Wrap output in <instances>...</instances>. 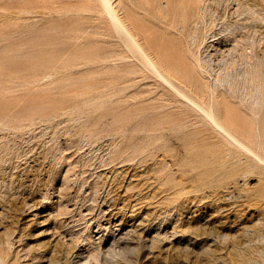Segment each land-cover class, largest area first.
<instances>
[{
    "label": "rangeland",
    "instance_id": "obj_1",
    "mask_svg": "<svg viewBox=\"0 0 264 264\" xmlns=\"http://www.w3.org/2000/svg\"><path fill=\"white\" fill-rule=\"evenodd\" d=\"M111 2L122 17L132 4L141 43L169 47L152 56L177 57V83L264 157V0ZM167 10L180 25H158ZM256 61L259 106L243 75L218 81ZM226 141L103 0H0V264H264V163Z\"/></svg>",
    "mask_w": 264,
    "mask_h": 264
},
{
    "label": "bare ground",
    "instance_id": "obj_2",
    "mask_svg": "<svg viewBox=\"0 0 264 264\" xmlns=\"http://www.w3.org/2000/svg\"><path fill=\"white\" fill-rule=\"evenodd\" d=\"M103 3L119 35H122V38L126 40V44L128 47L134 48V50L138 54H140V57L144 61L145 66L147 68H149L157 77L162 79L164 83L166 84V86H168L174 94L176 95L178 94L188 104H190L191 106L195 107L196 109L204 113L208 122H210V124L214 127V129H216L217 132L221 134L222 137L227 140L226 142H229L232 147H234L237 151H240V152L246 151L247 153L255 156L258 163H261V162L264 163V157L261 156L260 153L254 151V149L251 146H248L243 141H241L238 135L231 128L226 126V124H224L221 121L219 114H217V111H216V108H217L216 104L214 105L213 101H212V104H210V106L205 105L204 102H201L196 96L189 93L185 89V87L177 83V79H175L176 77L175 78L172 77L173 75H177V57L170 59L169 57L157 58V57L152 56L154 54L153 50L157 52H163L169 48L168 46L162 45V46H159L158 48H154V40H150L149 44L147 45L146 43H141L140 39L142 38L143 35L140 32L141 30L140 31L138 30L140 27L138 28L136 25H133V22H132L133 21L131 17L132 4L128 3L125 10L123 9L124 17H122L121 14H119V12L113 6L111 0H103ZM194 3L196 4V2ZM168 6H169V3H168ZM196 8L197 7L193 4V1H188L187 5L185 6V9H183L180 14L183 18H187V16L190 13L191 14L194 13ZM168 14H169L168 10L164 12V16L159 18L158 25L162 27H166V28L171 25H174V26L180 25L178 22L177 16H175V18L170 19L167 17ZM247 20L248 19L244 21H247ZM184 23L185 21L183 22V24ZM184 25L183 27L185 28ZM235 37L238 40L236 48L239 53V59L246 60L248 63V59H252L253 57L252 56L253 49L251 50V52H248V47H249L248 45H251V44L246 40L247 33L242 32V31H237L235 32ZM254 52H255L254 54L256 55V57L259 59L260 53L257 50H255ZM249 64H250V67L246 71L244 72L237 71V73H234L232 75L227 73L226 75L219 78L218 81L225 80L230 87L234 88V87H237L236 83L237 81H239L237 80L238 78L237 75H240V74L243 75L244 83L243 85H239L238 88L241 90V89H245L246 88L245 86L255 85L256 89L254 92H252V94L254 97H256V104L259 106L260 101L258 100L259 99L263 100V92L259 91V88H261L259 87L260 81H261L260 79L263 73L259 69V67L261 66V62L256 61L255 63H249ZM190 81H193L200 88H202L200 89V91L204 89L203 82L200 81L198 78L196 77L191 78ZM216 89H218L217 86H216ZM219 106L220 105L218 104V109H217L218 112H220V114L227 115L228 110L223 109V112H221L222 110L219 109ZM229 114H231V112H229ZM230 123L234 124L231 119H230ZM241 132L244 133L246 131L244 130V128H242Z\"/></svg>",
    "mask_w": 264,
    "mask_h": 264
}]
</instances>
